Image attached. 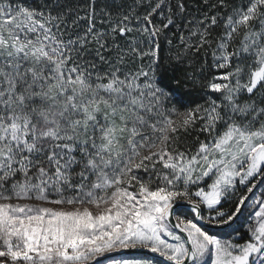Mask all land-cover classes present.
I'll return each instance as SVG.
<instances>
[{"label":"snow or ice","instance_id":"1","mask_svg":"<svg viewBox=\"0 0 264 264\" xmlns=\"http://www.w3.org/2000/svg\"><path fill=\"white\" fill-rule=\"evenodd\" d=\"M0 264H264V0H0Z\"/></svg>","mask_w":264,"mask_h":264}]
</instances>
